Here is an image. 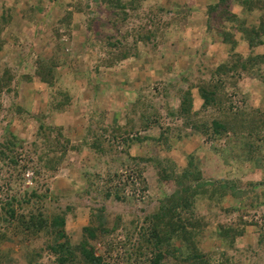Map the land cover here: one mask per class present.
Segmentation results:
<instances>
[{"label":"rangeland","instance_id":"1","mask_svg":"<svg viewBox=\"0 0 264 264\" xmlns=\"http://www.w3.org/2000/svg\"><path fill=\"white\" fill-rule=\"evenodd\" d=\"M125 1L0 0V264H59L68 241L102 264H152L140 242L177 189L161 172L190 163L203 184L179 212L198 251L264 264V46L243 31L264 27V0L209 18L217 0ZM183 249L165 244V263L191 264Z\"/></svg>","mask_w":264,"mask_h":264},{"label":"trees","instance_id":"2","mask_svg":"<svg viewBox=\"0 0 264 264\" xmlns=\"http://www.w3.org/2000/svg\"><path fill=\"white\" fill-rule=\"evenodd\" d=\"M102 1L110 5L112 9L116 7L123 12L127 8L126 4L128 5V2L125 0H102ZM225 1L226 0H217L216 3L209 4L205 10V15L209 18L212 14L218 13L219 6L225 3ZM248 1L244 2L243 7L247 8V10L251 12L252 10L250 9L251 8L250 2ZM194 2L195 0H190V3L194 4ZM214 11L215 13H213ZM9 19L10 18H8V20ZM244 24L246 28H244L243 31H246L251 36L254 35L252 36L253 39H247L249 47L253 49V48H258L260 46H264V39H261V37H263L264 35V27L256 28V26H248L246 23ZM206 28L209 29V22H207ZM257 39L259 41L255 42ZM122 58H127V55L124 54ZM44 75L45 74L42 73V71L39 73V76L41 77L42 80L46 78ZM206 86L207 84L203 85L202 86L203 88L200 87L201 92L204 96L203 98L205 100V103L203 104L204 106H208L209 104V95L206 93L207 92V90L205 89ZM186 96H187L186 99L189 101L188 102V106H189L190 103L192 104V97L190 93H186ZM183 112L186 114V112L188 111L187 109H183ZM215 125L217 127L218 126L220 127L218 123H215ZM161 141L168 144V140L165 137V135H163ZM48 153L49 150L48 152H45L40 159V161L44 162L46 166H47L46 161L48 160L47 159ZM1 154L3 155L4 158H8L13 163H16L15 162L16 158L14 155L10 156L9 154L6 153V151H1ZM48 161H50V159ZM188 166L187 169L189 170H186L184 172V175L176 173L173 169L170 171L161 172V175L163 176L164 180L166 182L174 183L177 189L172 194V196L170 198H167L165 201L168 204V208L167 206L163 205L160 208V210L153 215V217H150L151 221L153 222L158 221L159 223L161 221V225L166 224V226L163 227L160 225L161 226L160 228L153 224L154 226H152V228L150 227L145 231V234L142 237V242H140L143 245L147 246L146 250L147 251L149 250V252L152 254V258L150 260L152 264H166L165 263L166 257L169 256L173 257L174 254L172 252L163 253L161 251V248L167 243H173L179 240L183 242V247H184L183 254L186 255L184 259L186 262H191V264H212V260H210L209 257H207L206 255H202L198 251L197 245L194 241L197 231L193 229L187 231V229L182 226L183 220L182 217H180L179 210L184 209L186 206L189 207L193 202H195V201H191L190 198L196 196L198 190L197 188H200L201 185L203 184V183H198L196 184L197 188H195L192 182L189 183L190 178L188 176L191 172V169L193 168V165L192 163H190ZM198 175L196 177L197 181L200 180ZM217 190L219 191L220 189ZM107 197H110V193L107 194ZM6 214L8 215V218L11 219V222H7V221L6 222L8 223V225L13 226L12 222L16 221L17 218L16 210H14L13 207H9V210L6 211ZM64 215L54 216L57 217L54 219V224L60 228L59 231L60 233L58 234L59 237L61 238L66 237L64 231V226H65V219L63 218L65 217ZM36 217H41V220H39L38 218L36 220L35 217H31L28 221H25V223L28 224L25 226V229L30 230L31 227L29 225L38 227L40 228L39 230H41L45 226L46 223L44 220H42L43 216L39 215ZM90 233L91 236H94L93 232ZM74 249L79 250L78 252L80 253L78 254L81 256L83 264H102V259L94 253L92 248H89V244L87 242L82 243L78 248H74L71 245V243L68 241L67 243H64V246L61 247L53 246L52 252L57 256V260L59 264H69V263L74 264L77 258L76 256H78V254L75 255L76 251ZM185 249L188 253H186ZM169 264L172 263L169 262ZM223 264H225V262Z\"/></svg>","mask_w":264,"mask_h":264},{"label":"crops","instance_id":"3","mask_svg":"<svg viewBox=\"0 0 264 264\" xmlns=\"http://www.w3.org/2000/svg\"><path fill=\"white\" fill-rule=\"evenodd\" d=\"M261 47V46H260ZM260 47H258V48H260Z\"/></svg>","mask_w":264,"mask_h":264}]
</instances>
